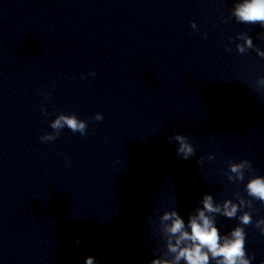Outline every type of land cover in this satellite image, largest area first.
I'll list each match as a JSON object with an SVG mask.
<instances>
[{
    "label": "clouds",
    "instance_id": "clouds-1",
    "mask_svg": "<svg viewBox=\"0 0 264 264\" xmlns=\"http://www.w3.org/2000/svg\"><path fill=\"white\" fill-rule=\"evenodd\" d=\"M235 17L240 22L257 24L264 27V0H243L234 8ZM247 47H252L251 39L245 41ZM238 50L243 53L244 46H238ZM95 75V73H91ZM83 78V77H82ZM264 86V78L258 82ZM95 119L100 121L102 115L96 114ZM67 126L73 133L79 132L84 135L87 130V124L84 121L78 120L74 115H60L51 123L53 129L59 130ZM42 140H54L56 137L46 136ZM174 139L178 142L177 155L183 159H188L195 155L193 146L187 142L186 137L176 134ZM242 165H233L231 170L240 173ZM242 179V175L240 176ZM247 192L250 196L264 202V178L257 176L251 179L247 184ZM203 210H198L197 214L191 216L188 221L190 231L185 230V222L176 211L165 212L162 220H171V224L166 227V231L175 236V243L171 241L168 244V251L174 254V260H157L153 259L151 264H179L184 260L186 264H209V253L213 259L217 260V264H250L245 258V232L242 228H236L231 232V238L225 236L221 238L217 227L214 225L213 219L205 214L221 212L219 206H214L210 195L204 196ZM238 211V207L226 201L222 214L228 218H234ZM240 222L244 225L252 223V217L249 214L241 216ZM264 225V218L256 222V227ZM264 234V230L261 232ZM187 242V243H186ZM78 243V241H77ZM84 264H97L94 257L85 258Z\"/></svg>",
    "mask_w": 264,
    "mask_h": 264
}]
</instances>
